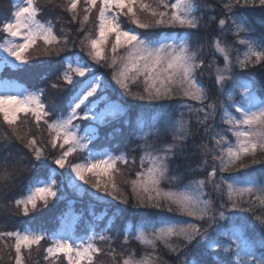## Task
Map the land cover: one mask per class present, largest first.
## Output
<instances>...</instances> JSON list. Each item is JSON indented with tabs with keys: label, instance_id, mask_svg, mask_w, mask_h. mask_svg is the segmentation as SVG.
Segmentation results:
<instances>
[{
	"label": "snow or ice",
	"instance_id": "6c2138e0",
	"mask_svg": "<svg viewBox=\"0 0 264 264\" xmlns=\"http://www.w3.org/2000/svg\"><path fill=\"white\" fill-rule=\"evenodd\" d=\"M94 10L93 37L85 25ZM214 11L208 0H156L155 7L147 0L16 3L0 19L5 37L0 50L13 67L30 71L45 87L0 93V122L7 128L0 136V198L12 200L17 165L26 163L32 170L25 178L27 194L12 200L24 217L60 198L56 176L65 174L88 185L100 201H119L138 210L132 231L127 224L123 229L124 243L133 239L151 251L137 258L133 250L121 264H168L161 246L177 264H264V182L248 175L257 165L264 169V99L257 95L264 96V79L257 81L251 74L258 66L264 68V0H222L219 16L210 14ZM142 15L151 19L142 20ZM62 16L79 25L75 37L71 29L61 28L58 34ZM213 22L218 35H202ZM229 35L235 39L229 41ZM38 42L43 48L33 56ZM77 46L80 51L73 52ZM109 60L111 79L122 97L159 105L147 116L138 113L126 121L132 138L144 143L133 149L142 152L139 170L123 181V189L116 183L115 174L121 172L117 165H134L136 158L124 152L93 154L89 145L97 129L92 135L79 134L78 121L105 122L106 113L95 111L97 99H105L99 95L102 81L95 66ZM205 73L216 99L203 83ZM66 89L72 93L66 108L45 101L48 94L59 101ZM170 101L179 104L178 114L164 106ZM42 125L47 139L40 141L36 133ZM198 134L202 140L194 146L203 157L199 167L205 175L184 183L174 163L186 158L188 141ZM149 138L156 142L149 143ZM77 153H86L84 162L69 160H76ZM244 157L252 159L244 163ZM209 186L211 192L206 191ZM111 230L91 229L84 237L48 236L29 227L0 231V262L25 264L24 250L50 239L45 260L63 256L67 264H95L104 251L96 241H112L105 234ZM108 254L116 259L114 249Z\"/></svg>",
	"mask_w": 264,
	"mask_h": 264
},
{
	"label": "trees",
	"instance_id": "16d2710c",
	"mask_svg": "<svg viewBox=\"0 0 264 264\" xmlns=\"http://www.w3.org/2000/svg\"><path fill=\"white\" fill-rule=\"evenodd\" d=\"M210 1V0H208ZM147 2L151 3L154 7L156 5V0H147ZM41 3V2H40ZM42 4V3H41ZM222 6V5H221ZM222 8V7H221ZM15 9V3L13 0H0V19L7 18L12 11ZM220 6L218 9V12L216 14H219ZM260 13L257 12L255 14L256 21L255 27L257 29V32L260 31V25L258 23ZM65 23L60 24L59 22L56 24L58 26H63L65 30L71 29L73 36H76V28L79 27V25H71L67 21L69 19L68 16H64ZM141 18L145 21L150 20L151 18L147 15H142ZM122 19H126L123 18ZM218 24L213 23L210 25V32L207 33L206 30L202 33V35H208L216 36L217 33ZM85 31L91 32L93 37L95 36V25L91 26V22H89V26L85 25ZM231 36V35H229ZM4 38V35L0 33V43L2 42ZM77 38V44H78V37ZM38 44H41V42H38ZM42 48L40 49V51ZM80 49L77 46L73 49V52H79ZM64 55V54H62ZM105 55L107 57L111 56L110 52V44L106 47ZM209 57V56H208ZM58 59V58H53ZM91 63V62H90ZM109 61H102L100 65L95 66V70L97 73H100L102 76V88L99 90V94L103 95L105 97V100H115L120 102L124 105L125 113L122 118L119 120H109L106 122V124L98 125V135L92 139V142L90 144L91 148L93 150L101 149V148H108L110 151L113 152V154H119L121 152L126 153L129 157H135L136 158V164L132 165H123L122 163H118L117 167L121 169L120 173H117L121 178L118 179L119 185L123 189V181L128 179L130 176L134 175V172L139 170V157L142 154L140 150H135L136 146L138 144L144 143L143 140H140L138 138L134 139L129 133V128L126 124V121L130 118L134 119L136 115L139 113L141 115L147 116L153 111L158 110L159 105L152 103L150 104L147 101H137L133 100L131 97H122L119 94L118 86L115 85V81L111 79L112 71L113 69L108 66ZM58 74V73H57ZM252 77L257 80L261 81L264 79V68H260L259 66L256 69L251 70ZM55 75H53V79L55 78ZM0 79H11L16 80L18 82H21L25 84L27 87H32V89H36V87H45V83H39L38 80L31 74L30 71L22 70L21 68L13 67L12 65H4L0 71ZM137 89L134 87L133 91H136ZM71 92L69 90H65L60 94L59 101L56 100V98L48 94L45 96V101L47 103L55 104L59 108H66L67 102L71 96ZM257 95L261 96L260 92H257ZM169 105V104H168ZM166 106V105H164ZM169 108V106L167 107ZM172 109V108H171ZM23 118V116H22ZM82 123H87V121H82ZM28 127H33L31 124V121L28 123ZM43 125L41 126V131L39 133H36L37 137L40 136V133L43 132ZM7 131V128L5 125H3L2 122H0V136H2ZM33 131L35 132V129L33 128ZM194 140H189V148L187 149L188 155L185 157L178 158L177 161L174 163V166L176 164L179 165L178 172L183 173L184 176V183H188L194 179L200 178V164H199V158L200 155L197 154L195 151V148L193 146ZM149 143L156 142V138H149ZM0 143H3L2 140H0ZM57 153L52 152L51 155L55 156ZM77 159L73 160L72 157L69 158L72 162H82L85 157L86 153H77L76 154ZM48 161L49 164H51V159ZM147 166V165H146ZM17 167L20 168L19 175L17 176L15 182L11 185V191L14 194L12 196V200H14L17 197H21L24 195V193L27 190L28 182L26 181V177L32 175L31 168L26 164H19ZM255 169H259L261 171H257ZM63 172L64 170H60ZM260 173L257 177L259 179L264 177V169H261V167L258 165L253 170H250L248 172V175L251 176V174H257ZM65 181L69 179L67 174L64 175ZM204 177V176H203ZM56 179L58 181V184L62 183V185L65 186L64 190L60 192V195L68 194V197L59 198L57 200H53L49 202V207L44 209L42 208L40 211L36 213H30L28 217H24L23 215L19 214L16 209L12 206V200L3 199L0 198V205H6L3 207H0V231H12L17 229H22L26 226L32 227L35 229H39L46 233L48 236L51 232L55 231L59 227V220L60 217L65 213V211L68 208H71L75 212L80 213V221H82L83 218H85L87 221H90L91 223H96L97 227L104 226L105 218L98 219L97 213L101 211V209L93 207V204H99V205H106L110 209L118 210V215L116 216L115 220L110 224L104 226V228H111L112 230L110 232L105 233L106 235H111L112 233H115L117 236L124 239V231L125 225L127 224L128 230L132 231L133 225L138 220V210L133 209L131 205H121L119 201H100L96 196H93L91 192H89L86 189L83 188H77L75 186L68 187L66 185V182H64L62 176L57 175ZM60 179V180H59ZM117 183V181H116ZM65 189H70L69 193L65 192ZM211 190V189H210ZM71 200L72 203H69V200ZM10 204V205H8ZM93 211V213H92ZM103 228V229H104ZM97 246L102 248L101 243L103 241H96ZM45 244H50V239L42 241L39 248L36 246H33V248L29 250H24V256H25V264H67V261L63 256H61L58 259H48L45 260L44 256L45 253H42V246ZM125 244V243H124ZM115 245L114 243L112 246ZM135 251L136 257L139 258L140 256H143L147 251H151L150 249H146L145 246L140 245L137 241L133 239H129V242L125 244L124 247H118L115 251L116 259L113 260L112 256L107 254L108 258H106L105 262L107 264H116L118 262H121L123 257H126L130 252ZM160 255L162 256L163 260L167 261L168 264H177L176 258L174 255L167 253L166 250L161 249ZM42 253V255H41ZM122 254V255H121ZM209 260L211 261V257H209ZM97 263V258L95 259V264ZM0 264H3V262H0ZM99 264V263H98ZM121 264V263H120Z\"/></svg>",
	"mask_w": 264,
	"mask_h": 264
},
{
	"label": "rangeland",
	"instance_id": "374dc122",
	"mask_svg": "<svg viewBox=\"0 0 264 264\" xmlns=\"http://www.w3.org/2000/svg\"><path fill=\"white\" fill-rule=\"evenodd\" d=\"M13 1H14L15 4L16 3H22V0H13ZM40 2L43 4L45 2V0H40ZM208 3L211 4L213 6V8L215 9V11L210 13V14L219 16V14H216V13L218 12L219 6H220V11L222 9L221 8L222 7L221 6L222 5V0H210V1H208ZM220 11H219V13H220ZM94 17H95V10L93 11L92 17L90 18V21H89V22H91V26H94V23L92 22ZM66 20L67 19H65V17L62 16L59 23L63 24V23H65ZM213 23H216V22H213ZM210 25L205 29L207 33L210 32V30H209ZM87 26H89V23L87 24ZM62 27L63 26H58L57 25L56 28H57L58 34H60L59 33V29H61ZM4 39H5V37L3 38V40H2V42L0 44L4 43ZM227 39L229 41H231V40L235 39V37L228 36ZM41 48H43L42 42H41V44H37V46L32 50L31 55L36 56L40 52ZM205 51L209 53V55H208L209 57L207 56V58L209 60H211L212 59L211 49L210 48H206ZM241 51H243V49H241ZM233 55H235V52L233 53ZM10 61H11V58L7 57L6 53H4L2 50H0V71H1V69H2V67L4 65H12V63ZM217 62L220 63V60L218 59ZM96 74L98 76H100V77L102 76L100 73L96 72ZM202 79H203L204 85L207 86V88H208L210 98L216 99V96H217L216 89L213 86L212 81L209 79L208 74L205 73V75H204V77ZM101 81H102V77H101ZM6 90L10 94H16V93H19V92H23L24 90L34 91V89H32V87H27L25 84H23L21 82H18L16 80L0 79V93H3ZM100 96L104 97L103 95H100ZM260 98L264 99V97H260ZM189 103H191L194 107L198 106L197 102H195V101H189ZM165 105H166L165 106L166 108L169 106L170 108L175 109L177 111V114H178V112H179V104L177 102H171L170 101V102H166ZM120 109H123V111H120ZM95 111L96 112L104 111L106 113L104 124H106V122H108L109 120H119L125 114L124 105L121 104L120 102L115 101V100H105V99L101 100L99 98L97 99V104H96ZM78 123H80V125H81V127L79 129V134L80 135H92V129L96 128L97 131H98V125L103 124V123H100L98 121H93L91 123L87 122V123H84V124L82 123V121H78ZM193 128H195V124L194 123H193ZM42 131L43 132L40 133V136L37 137V139L40 140V141H43V140L47 139V131H46V129L43 128ZM94 137H96V135H94L93 138ZM232 139H234V138H232ZM201 140H202V137L199 134L196 135L194 137L193 146L195 144H199L201 142ZM194 148H195V146H194ZM89 151H91L93 154H97V155L100 154V153L112 152L106 147L101 148V149H97V150H93L90 145H89ZM195 151L201 157V158H199V164L201 165L202 161H203V157H202V155L200 154V152H199V150L197 148H195ZM257 158H259V154H258ZM85 159H86V157H85ZM251 159H252V157H244L243 158V162L244 163H248ZM84 160L82 162H84ZM254 168H256V166ZM208 170H210V168ZM255 170H257V169H255ZM259 171H261V170H259ZM49 175H51V174L49 173ZM204 175H205V173L201 169V173H200V178L199 179L203 178ZM258 175H260V173L251 174V176H254L258 181L264 182V177L259 179L257 177ZM64 177L65 176H62L64 182H66V185L68 187H73L74 185H77V184H81L82 185V182L76 181L74 176L69 178L67 181H65ZM120 178L121 177L118 174H115V179H116L118 185H119L118 179H120ZM88 179L94 182V178L91 177L90 175L88 176ZM59 185H60L61 191H62V189L64 190L65 186L62 185V183H60ZM79 188L86 189V188H89V186L88 185H82ZM210 189H211V186L206 188V191L211 192ZM92 191L94 192L95 190H92ZM65 192L69 193L70 189L69 190L65 189ZM26 194H27V190L24 193V195H26ZM63 197H68L69 198V195L68 194H65V195H62V196L60 195V198H63ZM53 200H57V199H53ZM53 200H50V201H53ZM71 200L72 199L69 200V203H72ZM8 205H10V204H8ZM3 206H6V205H3ZM93 207L101 209V211H99L96 214L97 218H103L104 216H106L104 226L108 225V223L111 224L115 220L116 216L118 215V210L110 209L106 205L93 204ZM92 213H93V211H92ZM97 226L98 225H96L95 223H91V222L87 221L85 218H83L82 221H80V213L79 212H75L72 209H68L60 217L59 227L55 231L51 232L49 236H51L52 234H57L58 236L62 235V236L84 237L86 234H88L90 232L91 229H95L99 233L101 231V229L104 228V226H102V227H97ZM225 226H226V222H225ZM26 227H28V226H26ZM29 228H31L33 231H41L39 229H35V228H32V227H29ZM109 236H112L113 240L110 241V242L109 241H103V243H101L102 249H104V251H103V253H101V254H99L97 256V263L96 264H98V263L99 264H107V262H105L106 261L105 259L108 258L107 254L109 253V249H114L116 251L117 250V246L118 247H124L125 246L123 238L117 236L115 233H112ZM113 243L115 245L112 246ZM50 244H51V240H50ZM50 244H48V245L45 244V246L44 245L42 246V253L44 252V250L48 246H50ZM42 253H41V255H42ZM120 263L121 262H118L116 264H120Z\"/></svg>",
	"mask_w": 264,
	"mask_h": 264
}]
</instances>
